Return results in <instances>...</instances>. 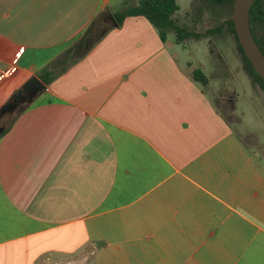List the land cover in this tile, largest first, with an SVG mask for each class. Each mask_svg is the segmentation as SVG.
<instances>
[{
  "label": "crops",
  "instance_id": "crops-1",
  "mask_svg": "<svg viewBox=\"0 0 264 264\" xmlns=\"http://www.w3.org/2000/svg\"><path fill=\"white\" fill-rule=\"evenodd\" d=\"M137 1L0 0V108L44 85L0 138V264H264V158L174 33L129 16L41 78Z\"/></svg>",
  "mask_w": 264,
  "mask_h": 264
},
{
  "label": "rangeland",
  "instance_id": "rangeland-1",
  "mask_svg": "<svg viewBox=\"0 0 264 264\" xmlns=\"http://www.w3.org/2000/svg\"><path fill=\"white\" fill-rule=\"evenodd\" d=\"M176 22L192 33L183 47L174 50L188 64L201 68L209 78L205 90L217 108L264 158V85L239 49L235 34L226 22L234 4L224 0H177ZM175 37L176 32L172 31ZM25 102H20L23 106ZM16 112L6 114L0 126L9 124Z\"/></svg>",
  "mask_w": 264,
  "mask_h": 264
},
{
  "label": "trees",
  "instance_id": "trees-1",
  "mask_svg": "<svg viewBox=\"0 0 264 264\" xmlns=\"http://www.w3.org/2000/svg\"><path fill=\"white\" fill-rule=\"evenodd\" d=\"M224 1H230L234 4V0ZM256 5L257 0L254 2L250 12V23L253 22ZM179 10L180 6L177 3V0H138L136 3L127 2L116 11L109 10L108 13L102 12L93 19L83 35L77 41H75L71 47H69L49 66L43 69L41 78L46 84L51 83V81L54 80L57 75L63 73L70 66L83 59L109 30L114 27H121L124 20L129 16L146 17L159 30L163 40L166 39L169 32H176L177 42L180 43L184 38H188L192 33L185 31L184 28L176 22L174 16ZM226 24L235 34L239 49L248 62L249 66L264 85L263 79L254 70L246 54L244 53L235 30L233 19H229ZM193 75L194 78L200 81L202 84L206 85L209 83V78L201 68L194 69ZM23 100L25 104L23 106H19L18 104H20L21 101H18L17 96H15L0 108V121L6 114L16 112L14 118L9 124L0 126V138L10 129L15 118L25 109L26 104L30 102L28 98Z\"/></svg>",
  "mask_w": 264,
  "mask_h": 264
},
{
  "label": "water",
  "instance_id": "water-1",
  "mask_svg": "<svg viewBox=\"0 0 264 264\" xmlns=\"http://www.w3.org/2000/svg\"><path fill=\"white\" fill-rule=\"evenodd\" d=\"M255 0H234L233 22L239 42L254 70L264 81V52L257 43L251 29L250 12ZM44 85L37 77H32L22 88L20 93H26L28 99L33 100Z\"/></svg>",
  "mask_w": 264,
  "mask_h": 264
},
{
  "label": "flooded vegetation",
  "instance_id": "flooded-vegetation-1",
  "mask_svg": "<svg viewBox=\"0 0 264 264\" xmlns=\"http://www.w3.org/2000/svg\"><path fill=\"white\" fill-rule=\"evenodd\" d=\"M250 24L252 32L257 39L256 41L264 52V0H257L255 16L253 17V22ZM26 98L28 96L25 93L17 96L18 101Z\"/></svg>",
  "mask_w": 264,
  "mask_h": 264
},
{
  "label": "built area",
  "instance_id": "built-area-1",
  "mask_svg": "<svg viewBox=\"0 0 264 264\" xmlns=\"http://www.w3.org/2000/svg\"><path fill=\"white\" fill-rule=\"evenodd\" d=\"M5 75H6V73L2 74V75L0 76V79L3 78V77H5Z\"/></svg>",
  "mask_w": 264,
  "mask_h": 264
}]
</instances>
